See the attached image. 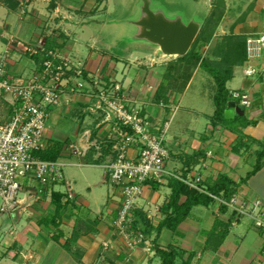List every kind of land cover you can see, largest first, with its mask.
I'll use <instances>...</instances> for the list:
<instances>
[{
	"label": "built area",
	"instance_id": "built-area-1",
	"mask_svg": "<svg viewBox=\"0 0 264 264\" xmlns=\"http://www.w3.org/2000/svg\"><path fill=\"white\" fill-rule=\"evenodd\" d=\"M25 3L22 1L21 5ZM10 41L0 56V210L20 212L43 200L57 184L66 181L67 159L92 156L105 168L107 179L121 189L120 206L112 222L114 233L124 239L130 251L140 246L149 250L146 247L148 234L133 227L135 210H144L139 201L145 188H151L152 183L168 185L174 178L204 192L203 181L212 151L209 150L194 168H185V171L171 168L173 154L188 153L187 148L179 142L177 147L171 148L167 138L170 121L162 123L161 119H152L143 105V102L148 103L147 99L139 101L112 82L108 87V82H103L99 76L87 80L84 71L88 69L74 65L68 55L48 47L45 40L36 47L24 45V53L33 60L34 69L29 76L15 75L9 58L19 45L14 38ZM246 48L247 59L241 66L242 72L245 77L254 78L264 72V31L248 33ZM113 86L118 92L111 91ZM231 93L240 105L251 106L248 93L239 90ZM76 94L92 97V104L86 110L98 115L97 131L86 128L81 132L79 143L63 142L55 160L40 158L37 153L54 144L45 138L51 109L61 105L64 97ZM157 106L172 107V104L161 102ZM100 129L106 131L103 136L98 132ZM213 197L233 213L232 226L247 217L264 240L263 199H240L236 194L229 200ZM74 199L73 189L67 187L66 202ZM147 216L152 218L150 213ZM103 246L108 249L107 242ZM256 264H264V246Z\"/></svg>",
	"mask_w": 264,
	"mask_h": 264
},
{
	"label": "crops",
	"instance_id": "crops-1",
	"mask_svg": "<svg viewBox=\"0 0 264 264\" xmlns=\"http://www.w3.org/2000/svg\"><path fill=\"white\" fill-rule=\"evenodd\" d=\"M17 18V23L11 27L15 31L13 35L22 40L31 38L29 22L22 19L20 15ZM237 28L234 32L241 33L242 31ZM4 41L3 38H0V44L3 45ZM210 45L211 42L206 45V48L208 49ZM3 51L0 52V56ZM71 51L68 52L70 57H72ZM28 62L33 64L31 58ZM77 62L79 63L80 60ZM85 62H87V68L94 67L90 66L89 60ZM17 66L19 67L17 71L24 70L22 63ZM238 67L241 68V66ZM199 68L195 70L194 75ZM193 77L189 80L184 91ZM233 79L234 77L227 82L230 91L240 88L244 93H248L252 104L243 106L234 99L232 102L240 108L236 112L235 108L228 107L226 110L232 108L233 112H230L226 118L233 119L236 115H241L246 121L255 123L248 122L246 126H241L238 121L236 125H214L207 115L206 126L201 130L193 129V132L196 133H193L191 140L193 143L191 142L189 145V150H192L190 153L203 150L206 154L209 150L212 151L205 178L215 179L220 173H225L235 181V194L240 199L261 198L264 200V157L261 168L250 178H247V175L253 171L257 164L258 152L264 148V72L254 78L244 76L239 80V86L229 87L228 84ZM89 104L88 96L76 94L64 97L63 103L59 105L60 108H64L63 113L71 116L72 120H77L78 129L76 132L80 131L81 133L83 129H86L82 124L86 115L90 114L86 110ZM158 110L156 118L160 119L164 109L158 106ZM214 112L215 109L211 115ZM90 115L95 116V120H97V114ZM93 119L94 117H92ZM92 129L97 131L95 124ZM50 130L48 121L45 138L50 143L57 141L63 143L71 140V137L67 136L57 138L50 133ZM72 132L74 133L73 129ZM98 132L103 136L106 131L100 129ZM77 137H74L76 138L74 141L79 143L80 137ZM186 139L184 136L178 138L181 141ZM189 140L186 141L188 144ZM68 162L66 166L79 169L86 164L96 163L92 156L85 159L72 157ZM79 162L82 165H79ZM197 165L193 163L191 166L194 168ZM169 166L178 171L187 168L183 158L177 153L173 154ZM65 179L63 184H57L50 193H47L43 200L27 206L29 214L34 213L33 216L24 218L25 221H23L20 219L21 214L19 217L15 215L7 229L0 228V250L2 251L0 257L5 259L0 264H48L50 257L52 258L50 264H154L156 262L160 264V258L153 248L155 232L148 235L149 241L146 244V247L150 248L148 252L144 250L146 248L143 246L130 252L126 248L124 239L114 233L112 222L117 215L122 196L117 185L114 184V191L110 192L108 189L104 193L93 192L91 185L88 186L86 194H92L93 200L90 203L84 194L74 190L72 180ZM245 179L247 180L245 181ZM101 181L102 183L108 181L107 176L105 175V180L103 178ZM67 187L72 188L75 193L73 201L66 202ZM117 190L119 194H117ZM148 190L145 189L139 202L144 207L143 211L146 215L149 213L152 215V218H149L152 223L158 225L165 217L163 205L168 201L172 190L169 187L163 196L161 194L162 186L157 189L149 187ZM56 198H60V201L58 202ZM94 208L95 210H92ZM233 218L231 210L227 206L223 209L217 201L208 206L197 205L192 208L190 215L181 222L176 232L164 228L159 234L157 242L161 247L173 244L184 249L186 252L183 259L186 260L190 254L189 264H256L261 257L264 240L250 220L242 219L237 225L232 226L230 220ZM42 219H47V221L44 222ZM226 228L228 234L217 246L216 243ZM105 242L108 243V249H104L103 243Z\"/></svg>",
	"mask_w": 264,
	"mask_h": 264
},
{
	"label": "rangeland",
	"instance_id": "rangeland-1",
	"mask_svg": "<svg viewBox=\"0 0 264 264\" xmlns=\"http://www.w3.org/2000/svg\"><path fill=\"white\" fill-rule=\"evenodd\" d=\"M14 1H19V4L15 6ZM20 1L0 0V38L6 41L3 45L0 44V52L12 38L16 39V44L19 45L9 58L13 74L28 73L25 76H29L34 69L32 62H28L29 55L24 53V45L36 47L45 40L47 45L53 43L52 48L60 49L65 55L72 50V57L69 55L68 57L74 65H82L83 68L88 69L84 71L87 80L99 76L103 82H108V87L112 82L115 86L119 85L122 91L126 89L129 96L131 94L139 101L147 99L148 103L143 102V105L146 106L152 119L157 117L160 110L157 104L160 105L161 102L166 105L173 104L172 107L165 106L160 116L162 123L164 120L170 121L167 133V138L171 142L170 146L177 147L176 144L179 142L185 145L188 153L192 152L189 150V145L193 143L191 141L193 133H196L193 129L204 128L208 122L207 115L210 118L215 109L212 95L216 91V82L205 69L200 67L194 75L199 66H191L175 57H159L161 54L155 53V47L130 39L133 28L126 20L136 16L140 0H29L28 2L22 0L23 3L26 2L24 5H21ZM154 1L163 5L169 13H184L187 19L193 16L206 18L208 15L210 17L211 14H215V21L211 23V26L216 25L210 41L211 45L208 49L206 48L208 43L199 46L201 55L212 60L218 59L213 53L217 41L231 31H235L237 27V30L242 32L264 31V0H225L223 6L217 3L218 0ZM19 15L30 25L28 28H30L31 38L27 40L13 35L15 31L11 27L15 26ZM87 60L90 61L91 67L94 66L93 68H87V62H85ZM21 63L24 65V70L17 71L19 70L17 64ZM90 73L91 76H89ZM191 74V77L193 75L194 77L184 91ZM243 77L242 68L236 67L234 79L228 86H239V80ZM115 86L111 87V91L118 92ZM158 88L160 95L163 96H154ZM240 91L243 92V90ZM89 98L92 104V97ZM63 111L64 108L59 106L51 109L50 133L57 138L67 136L75 140L77 136H81L80 131L76 132L78 122L75 119L72 120V117ZM92 117H94L93 120ZM95 119V116L87 114L83 127L92 128L98 121ZM181 136L187 138L185 142L178 140ZM188 140L189 144L186 142ZM95 162V164H86L81 169L72 166L64 167L65 178L72 180L74 190L84 194L90 203L93 200L92 194H86L88 186L91 185L93 192L104 193L108 189L110 192L115 190L110 180L107 179L108 181L102 183L101 180L103 178L105 180V168L100 162ZM167 189H169L168 186H162V196L166 194ZM119 191L121 192L120 189ZM28 208L11 213L0 210V228L7 229L15 215L19 217L21 214L20 219L23 221H25L24 218L33 216L34 213L29 214ZM246 219L251 221L247 217L244 218ZM42 221L45 222L47 219ZM0 255H2L1 250ZM51 259L50 257L48 264ZM3 260H5L4 257H0V262Z\"/></svg>",
	"mask_w": 264,
	"mask_h": 264
},
{
	"label": "trees",
	"instance_id": "trees-1",
	"mask_svg": "<svg viewBox=\"0 0 264 264\" xmlns=\"http://www.w3.org/2000/svg\"><path fill=\"white\" fill-rule=\"evenodd\" d=\"M21 2L22 0L20 1V4ZM224 2L225 0H218L217 3L223 6L225 5ZM13 3L15 6H17L19 1H14ZM214 15L215 14L213 13L210 17L208 15L205 18L203 26L196 40L194 41L192 48L185 56L178 57V60L188 63L194 67L199 66L213 76L217 87L213 95L215 112L210 116V118L214 125L221 124L226 126L240 121L239 124L241 126H246L248 122H255L248 120L246 121L241 115H236L233 119H228L226 118L225 111L229 107V103L234 99L237 102L239 101L233 97L230 89L227 87V82L234 77L235 68L242 66L247 59V33L245 31L238 34L234 31H231V33L225 35L220 41H217L218 43L215 45L213 53L218 59L212 60L209 59V57L202 56L199 46H201L203 43H209L212 39L214 29L216 27V25L211 26V23L215 21ZM219 16L221 17V15ZM53 46V43H48V47ZM191 76L192 74L189 76V80L191 79ZM161 95L158 88L154 96L160 97ZM240 136L244 137L242 135ZM62 146L63 143L57 141L48 149L38 152L37 155L45 160H55L59 157ZM258 153L257 164L255 165L253 171L247 175V178H250L253 173L257 172L261 168L264 157V148ZM180 157L183 158L187 167L186 169L189 170L193 168L191 166L193 163L199 164L200 161L206 157V153L203 150H198L196 153L180 154ZM246 180L247 179H245V181ZM203 185L205 186V191L201 192L199 190L189 188L185 183L178 179H171L168 186L171 188L172 192L168 201L163 205L165 217L159 222L158 225L153 224L143 210H135L133 227L135 229L144 231L148 235L152 234L153 232L156 233V237L153 241V248L160 258V264H189L190 260V254L186 260L183 259L184 253L186 252L184 249L173 244H169L167 247H161L158 244L157 239L164 228H168L176 232L181 222H183L190 215L194 206H208L212 204L216 201L213 195L225 200H229L236 193L235 181L225 173H220L215 179L209 180L208 178H205ZM159 187V184H151V188L157 189ZM56 200L59 202L60 198H56ZM221 206L223 209L226 207V205ZM58 208H60V206H58ZM227 234L228 232L226 228V230L222 232L220 240L217 241V246L223 242V239L225 236H227Z\"/></svg>",
	"mask_w": 264,
	"mask_h": 264
},
{
	"label": "water",
	"instance_id": "water-1",
	"mask_svg": "<svg viewBox=\"0 0 264 264\" xmlns=\"http://www.w3.org/2000/svg\"><path fill=\"white\" fill-rule=\"evenodd\" d=\"M135 17L126 20L133 30L129 36L132 41L143 42L155 47L159 57H182L192 48L205 18L193 16L187 19L182 12L169 13L167 9L154 0H140ZM125 54V53H124ZM121 56V55H120ZM229 107L239 106L233 102ZM226 110L228 116L233 109Z\"/></svg>",
	"mask_w": 264,
	"mask_h": 264
}]
</instances>
